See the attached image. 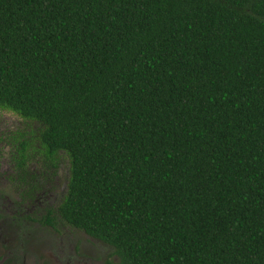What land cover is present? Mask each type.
Wrapping results in <instances>:
<instances>
[{
    "label": "trees",
    "instance_id": "1",
    "mask_svg": "<svg viewBox=\"0 0 264 264\" xmlns=\"http://www.w3.org/2000/svg\"><path fill=\"white\" fill-rule=\"evenodd\" d=\"M0 107L68 157L43 224L117 264H264V0H0Z\"/></svg>",
    "mask_w": 264,
    "mask_h": 264
},
{
    "label": "rangeland",
    "instance_id": "2",
    "mask_svg": "<svg viewBox=\"0 0 264 264\" xmlns=\"http://www.w3.org/2000/svg\"><path fill=\"white\" fill-rule=\"evenodd\" d=\"M38 129V123L0 107V264H117L112 246L82 229L58 218L54 226L39 221L65 191L69 160L58 151L50 163L36 138ZM15 135L30 142L25 160L34 175L30 190L32 185L16 178Z\"/></svg>",
    "mask_w": 264,
    "mask_h": 264
},
{
    "label": "flooded vegetation",
    "instance_id": "3",
    "mask_svg": "<svg viewBox=\"0 0 264 264\" xmlns=\"http://www.w3.org/2000/svg\"><path fill=\"white\" fill-rule=\"evenodd\" d=\"M52 207H54V206H52ZM44 213H45V209H44ZM56 218H58V217H56ZM54 220H55V218H54ZM46 225H48V224H46ZM50 226H54V225H50ZM114 254V253H113ZM117 256V255H116ZM118 258V257H117ZM118 261V260H117Z\"/></svg>",
    "mask_w": 264,
    "mask_h": 264
}]
</instances>
